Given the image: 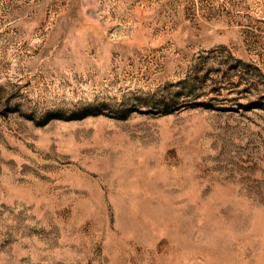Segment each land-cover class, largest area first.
Instances as JSON below:
<instances>
[{
	"label": "rangeland",
	"instance_id": "obj_1",
	"mask_svg": "<svg viewBox=\"0 0 264 264\" xmlns=\"http://www.w3.org/2000/svg\"><path fill=\"white\" fill-rule=\"evenodd\" d=\"M0 264H264V0H0Z\"/></svg>",
	"mask_w": 264,
	"mask_h": 264
}]
</instances>
